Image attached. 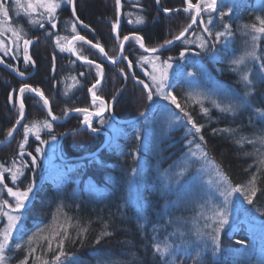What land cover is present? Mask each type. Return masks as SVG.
<instances>
[{"label": "trees", "instance_id": "trees-1", "mask_svg": "<svg viewBox=\"0 0 264 264\" xmlns=\"http://www.w3.org/2000/svg\"><path fill=\"white\" fill-rule=\"evenodd\" d=\"M121 2L123 15L119 29L120 40H117L112 30V25L116 22V0H74L75 17L70 6L63 4L58 9L55 29L46 21L44 28L30 25L28 18L21 13L22 10H19L18 14L14 0H7L11 23L23 26L27 33L26 38L33 40L29 45L28 54L35 63L25 64L23 59H20L24 64L16 68L19 71L10 72L4 65L13 62V59L0 51L3 60V63H0V140L8 138V130L13 128L19 118L18 95L24 82L44 93L58 122L50 121L47 108L37 95L25 91L22 97L20 95L25 104L24 121L13 139L0 145V164L12 167L15 161L17 166L16 161L23 159L19 157V144L24 139L23 125L32 121H50L51 131L43 129L40 137L47 140L46 138L52 139V136H55L59 146L58 153L56 150L54 154V164H48V170L29 171V167H24V175L15 184L20 189L26 188L29 183H34L35 187L33 198L28 205L30 211L20 226V235L13 236L6 253L9 257L8 264H18V261L24 258L27 254L28 237L38 229H47L53 223V216L60 222H63L65 216L70 217L74 224L78 223L88 229L79 239L76 230H71L72 239L65 244L67 259L64 264H72L73 260L76 264H264V215H261V212H264V191L257 193L252 205L243 202V197L239 194L234 197L237 212L235 210V216L231 217V225L220 232L221 251L214 255L212 240L210 237L204 239L205 232L194 228L195 224L184 215L186 211H183L182 207L185 204L192 209L201 202V194L194 192L192 182L189 181L185 185L192 165H188L187 169L177 175L179 162L183 158L181 154L186 148L185 142L193 138V142L207 153L209 162L219 165L233 186L245 184L257 170V157L245 153H253L256 149L264 151V148L258 143H245L241 146L236 140L241 136L254 139L255 136L264 134V117L256 112L257 108L264 110V72L260 68L264 63V37L258 42L257 48V55L261 59L246 62L250 66L249 78L252 81L250 95H245L247 91L242 88L240 81L246 64L233 71L236 66L232 65L231 61L242 55L245 50H250V35H244L242 26L255 23L257 15L264 16V0H218V12L227 11L228 7L233 9L224 19V23L231 25L233 36L227 40L222 39L216 44L215 50L209 46V49L204 51L197 46L198 37L209 40L210 45L212 40L203 32L198 20L187 37L189 39L195 35L193 43H176L158 52L159 56L167 59L165 56L174 58L180 49L187 50L172 88L182 107L191 114L197 125L203 126L200 133L194 132L187 118L176 107L186 121L189 132L186 133L185 125H182L168 129L164 133L168 136L164 138L162 131L153 127L141 128L143 117L160 107L153 105V100L152 104L147 100V91L142 84L132 82L123 59L114 64L106 63L96 48L83 41L77 42L76 47L81 54L100 63L103 68V78L95 89L97 95L107 102L117 119H130L124 124L113 120V126L119 127L115 134L103 129L107 119L110 123L113 122L109 112L92 122L93 127L106 130L111 138L98 153L91 155L106 141V134L92 133L83 124V113L76 112L68 119H63L72 112L71 109H95L89 88L99 79L97 69L95 65L73 58L67 51L61 52L56 46V35H65L63 26H68L67 36L73 35L70 27L75 23L80 35L102 46L108 57H117L120 42L125 35L142 36L145 46L158 47L191 23L193 14L183 11L186 7L184 0H160L159 4L156 0ZM192 2L196 3V0ZM134 4L141 8L140 14L144 17L142 24L135 23L136 17L128 13ZM164 8L179 11L164 13ZM218 12L213 13L214 22L209 26L213 33L223 31ZM202 16L207 19V13ZM143 55L147 56L134 39L126 42L124 57L131 61L139 79L142 74L138 70V61ZM191 62L206 67L210 78L204 83H209V89L220 88L242 94L239 106L234 107V113L221 112L212 104V100L217 99L209 96V101L203 100L204 107L209 110L205 115L201 112L200 105L188 98L189 94H198L182 82V69L195 75L199 73V69L193 67ZM21 72L24 75H20ZM217 102L223 105L222 102ZM151 107L152 112L149 111ZM213 129L235 131L214 133ZM201 135L204 137L203 141L200 139ZM33 138L34 135L28 136V142L24 146V153L27 154L25 157L28 158V153H32V156L40 159L43 151L41 148V152H36L39 143ZM27 161L30 163L29 159ZM191 162L196 168L199 160L193 158ZM4 175V182L11 186L10 174ZM173 180L176 187L169 189ZM258 187L264 190V174L261 175ZM183 191L189 195L190 200L187 203L180 202L179 193ZM0 199H7L5 190L0 194ZM195 199L197 201L194 205ZM218 202L217 196L210 194L209 217L212 215L213 205L218 206ZM243 209L248 219L240 217V221L249 224L241 230L237 225L239 213ZM2 226L3 223H0V228ZM104 231L111 235L104 236L99 244L95 243ZM237 241L244 243L238 244ZM16 243L22 244L23 250H14ZM157 243L171 245L169 254L164 259H161L154 249ZM43 244V241H34L32 246L37 247L36 255H41L40 245ZM197 253L200 255L197 256ZM51 255L48 254L49 259ZM29 264H32L31 258Z\"/></svg>", "mask_w": 264, "mask_h": 264}, {"label": "snow or ice", "instance_id": "snow-or-ice-1", "mask_svg": "<svg viewBox=\"0 0 264 264\" xmlns=\"http://www.w3.org/2000/svg\"><path fill=\"white\" fill-rule=\"evenodd\" d=\"M15 7L18 11H23V14L28 18V23L30 25H38L40 28L45 27V21L51 26L52 29L57 27V15L58 9L62 7L63 4L71 5L72 6V15L76 16V9L74 0H26V3H22L21 0H14ZM156 3L159 4L160 0H156ZM186 7L183 8V11L186 13H193L191 15V23L187 24L177 35H175L172 39L165 40L163 44L159 45L158 47L148 48L145 46L144 39L142 36L134 35L132 38L139 44L140 48L144 49L145 52L149 53H157L161 48L166 47L173 43L174 40L178 41L184 38V43H193V41H189L185 38V34L192 28L194 24L197 23L199 20L200 25L203 26V32L207 33L208 37L212 38L211 45L209 40L205 39L204 37H198L199 43L198 47L204 51L209 49L215 50L216 44H218L222 39L227 40L233 36V32L231 29V25L228 23H224V19L230 13H232L233 9L231 7L227 8V11H219L218 12V0H196V3H193L192 0H184ZM121 7V0H116V9H117V20L112 25L113 32L117 33V40H120L119 33L117 32V28L119 25V12ZM163 11L165 13H170L172 11H179V9H170L164 8ZM10 8L7 5V0H0V36H3L5 32H10L11 36L14 38L12 43L16 44L17 48L19 47V42L23 41L24 47V62L25 64L28 63H35L32 60L31 56L28 54L29 45L33 43L32 39H28L27 33L23 26H12L9 16ZM219 15V20L222 23L223 31H216L213 33L212 29L209 27L213 24V13H217ZM203 13H207V19L205 20L202 16ZM38 17V18H37ZM77 19H79L77 17ZM131 22V21H130ZM82 24L83 21H80ZM135 23L142 24L144 23V18L137 17ZM88 27L87 25H84ZM244 30V35H250L251 40V47L250 50H245V52L240 55L239 57L233 59L231 61L232 65L236 67L233 71L240 68L242 65H245L248 60H260L261 57L257 55V48L258 42L264 37V16L257 15L255 16V23L245 24L242 26ZM71 31L73 35L71 36H60L56 35L55 42L56 46L60 49L61 52H70L72 55L76 56L77 59L84 61L89 65H95L97 69V76L102 78L103 77V69L100 64L96 63L93 60L88 59L87 56L81 54L80 50L77 49L76 43L79 41H83L86 44L91 45L93 48L99 49V51L107 56L104 48L100 46L98 43H93L91 40H87L86 37L80 35L76 30V24L73 23L71 25ZM52 35V33H48ZM129 36L125 35L123 40L120 42V51H123L124 48V41L129 40ZM0 51L4 52V55H8L9 52L12 51L9 48L3 39H0ZM200 53H197L199 55ZM179 57L182 59L185 57V51H181L179 53ZM55 59V58H53ZM108 59L112 62H116V57H108ZM127 59V57H125ZM140 61L145 64H150L152 71L146 72L145 74L149 76L152 81V87L146 84L143 80L138 81L140 84L144 86L147 90V100L152 101L153 96L162 97L164 100L170 101L171 104L175 105L177 109L180 110L187 118L188 124L192 125V128L195 130L196 133H200L202 129V125H197L194 121L191 114L185 110V107L179 103L176 95L173 92L168 91V80H169V70L172 69L173 64L171 61L173 60L172 57H168L166 60L161 61L159 55H153L150 57L141 56ZM0 63H3V60L0 59ZM128 67H132L131 61L128 63ZM261 71L264 72V63L260 65ZM123 71V70H121ZM20 75H24V73H20ZM82 75V73H81ZM189 75H193L189 73ZM74 79V78H73ZM241 79L244 82L245 86L249 88V91L245 93V95L251 94V85L252 81L249 78L248 71H244L241 75ZM101 80L97 79L96 83H94L91 88H89V92L92 95V102L93 105H96L99 102L97 110L89 111L87 108H76L71 109V111L80 112L84 114L83 124L87 126L91 130V132L95 133L98 131L97 128L92 126V116H102L103 113L107 110V102L99 95H97L95 89L100 84ZM153 87L155 88V92H153ZM25 91L34 92L40 99L43 101V105L48 108V115L51 116L52 120H56L57 117L52 114L51 108L49 107V100L44 96V93L39 88H33L30 85H23L19 89V93L21 97L23 96ZM12 97L10 96V99ZM190 100L194 101L195 103L200 105V110L205 115L208 114V108L204 107L203 100L207 99V96H203L197 94L193 96L189 94L188 97ZM115 99V97H113ZM212 104L214 107L218 108L221 112H235V108L233 105H221L215 100H212ZM256 112L261 116L264 117V110L259 108L256 109ZM25 115V104L23 99H20L19 102V118L16 120L15 124L20 125L21 120L24 118ZM65 115H67V110L65 111ZM143 115V113H141ZM179 119V117H177ZM103 123V121H101ZM43 129H48L51 131L52 124L47 119L43 121H32L29 124L23 125L24 131V139L19 144L20 148V156L24 155V146L28 142V136L34 135L37 140L40 141L41 144L47 143V141L41 140L40 132ZM16 130L15 126L8 130V137L13 135V132ZM223 131V132H234V129H213V132ZM139 139V137H137ZM52 139L55 140L56 137L52 136ZM200 139L203 141L204 137L201 135ZM238 145L243 146L245 143L248 144H259L262 148H264V134L255 136L254 139H249L247 137L241 136L239 139L236 140ZM199 148L200 146L197 145ZM36 152H41V148L37 147ZM31 156V164H36V157L32 156V153H28ZM195 155V153H193ZM201 155L203 157H207V153L201 150ZM245 155H255L257 157L255 163L257 164L256 172L252 173L250 178L245 184H238L233 186L231 181L224 174L219 165H213L216 169V174L219 177L218 183H223L226 185V189L224 192H221L220 195L223 197L222 205L217 206L213 205L212 207V216L205 217V219L212 220L211 224H206L205 227L210 228L211 232L207 233V235L212 240L214 245V252L216 253L221 251L220 242H219V234L224 229L226 225L229 224V216L231 211V197L234 194H239L243 197V202L252 205L254 203V199L257 196V193L264 191L260 187H258V183L261 180V175L264 174V151L260 149H256L253 153H245ZM27 167V163H24L23 166L17 167L15 161H13L12 167H5L3 164H0V194L6 190L7 196L11 197L14 203H10L7 199H0V223H3V227L0 228V264H8L9 257L6 255L7 251L10 248V242L13 240V234L17 233L21 230V225L23 223L25 215L30 211L28 205L30 203L31 194L34 190V183H29L26 188L21 190L19 187L13 188L9 187L5 181V173H9L11 176L12 184H16L17 180L20 179L24 175L23 168ZM135 172V169H133ZM62 207V206H61ZM261 215H264V212H261ZM107 225H105V229ZM76 230L77 238H82L88 231L86 227L80 226L78 223L74 224L70 217L65 216L63 222H60L56 216H53V223L48 226L47 229H38L37 232L33 233L32 236L28 237L26 244L28 245L27 254L24 258L18 261V264H29V259L31 258L32 264H64L65 259H67V253L65 252V244L72 239L71 230ZM45 231L47 234H44ZM111 233L104 231L101 233L100 236L97 237L95 243L99 244L100 240L104 236H109ZM43 241L44 244L40 245L42 248L41 255H36L37 247H33L34 241ZM238 244H243L244 241H237ZM171 245L164 244L161 245L159 243L154 245V249L157 253H159L161 259H164L169 254V249ZM14 250H23V245L20 243H16L14 245ZM51 253V258H48V254ZM200 253H197L199 256ZM72 264H76V261L73 260Z\"/></svg>", "mask_w": 264, "mask_h": 264}, {"label": "rangeland", "instance_id": "rangeland-1", "mask_svg": "<svg viewBox=\"0 0 264 264\" xmlns=\"http://www.w3.org/2000/svg\"><path fill=\"white\" fill-rule=\"evenodd\" d=\"M138 1H140V0H138ZM21 2L26 3V0H21ZM139 8L140 7H138L136 4H134L133 9L130 10L128 13L131 16L134 15L136 18L141 17V16L143 17V15L140 14L141 8L140 9ZM14 11H16V10H14ZM16 12L14 14H16ZM21 13H23V12L21 11ZM116 20H117V11H116ZM56 22H57V20H56ZM9 23L12 26H16V25L11 23V18H10ZM67 28H68V26L67 27L63 26V29L65 30L64 36H67L69 33V30ZM70 29H71V27H70ZM202 29H203V26H202ZM119 32H120V30H118V33ZM114 37H116V36H114ZM194 37H195V35L191 36L188 40L192 41L194 39ZM0 39H3L5 44L9 48L12 49V51L9 52L7 57L12 58L13 61H14V58H17V57L24 58L23 41L19 42V47L17 48L16 44L12 43V40L14 38L11 36L10 32H5V34L3 36H0ZM143 53L145 55L148 54L145 52H143ZM2 54L4 55V52H2ZM101 55H102V53H101ZM119 55H120V50L117 54L115 63H117L118 61H120L123 58L122 57L121 59H118ZM123 56H124V50H123ZM161 61H163V60H161ZM171 63L173 64V67H172V69L169 70V80L167 82V84H168L167 90L173 92L172 83L174 82V79L178 75L179 69L177 68L178 67V61H175L173 59L171 61ZM198 64L199 63L191 62V65H193V67H197L199 69V73L197 75L193 74L191 71L185 72V70L182 69L183 73H181V77L184 79V80L182 79V82L187 84V88L197 92L200 95L207 96L208 98L206 100H208V101H209V96H211L214 99H217V101L222 102L223 105L231 104V105H233V107L239 106L240 98L242 97V94L239 92L237 93L235 91H228V90L225 91V90H222L220 88L209 89V83H207V84L204 83V81H207V80L209 81V78H210L209 72L203 64H200L199 66H198ZM191 65H190V67H191ZM138 70L142 74V75H140L141 79L146 84H148L150 87H152L151 79L149 78L148 75L145 74L146 72L152 71L151 65L145 64L142 61H139ZM244 71H248V73H250V66L248 64L245 65L242 73ZM189 73H192L193 75H189ZM98 78L101 79L100 77H98ZM138 81L139 80H136L135 82H138ZM240 81H241V84L243 86L242 88L245 89L246 91H249V88H247L245 86V84L241 78H240ZM152 90H153V92H155L154 87ZM153 101H154L153 105L157 104L160 108L155 110V112L153 111V113H151L152 115L148 113L149 114L148 117H147L148 114H146V116L143 117L141 124H140L141 128L144 127V123L149 122L150 120H152V118H156L155 119L156 126L160 128V131L163 129L162 133H163L164 138H166L168 136V135L167 136L164 135V133H166V131H168V129H175L178 127H182V125H185L186 128H184L185 129L184 131L186 133L190 131V129L187 126L186 121L184 120V118L180 114V112L177 111V109L175 108V105L171 104L170 101L164 100L162 97H159L156 95L153 96ZM98 104H99V102H98ZM98 104L95 105L96 110H97ZM151 104H152V101H151ZM18 109H19V107H18ZM152 109H153V107H151V109H149V111L151 110V112H152ZM177 117H179V119H177ZM106 121H110V120L107 119ZM112 121H113V119H112ZM114 124H115L114 121L111 123H105V126H108L107 127L108 130L111 131V133H113V134L117 133V131L119 130V127L115 128L113 126ZM23 135H24V133H23ZM33 139L39 143L38 147L42 148L43 152L40 156V159L36 158V164L32 165L31 164V158L32 157H30L28 155V158H26L25 155H27V154L24 153V155L22 156L23 159L19 158L16 161L17 166L21 167L20 165L27 163L28 162L27 160L29 159L30 163L28 162L29 164H27V167H29L28 168L29 171H37V170L43 171V169H45L44 170V172H45L46 170H48V164H52V165L54 164L53 158H55L54 154L56 152V148H57L56 145L58 144V142L56 139L53 140V139L46 138L47 140H45L42 138L41 140L47 141V143L41 144L40 141L37 140L36 138H33ZM193 141H194V138L189 139L185 142L186 148H185L184 152H182V154H181V157L183 156V158H182L181 162H179L177 175L180 172H183L184 169H187L188 165L189 166L192 165L193 168H192V170H190L189 176H187L185 179V182H186L185 185L189 181L192 182V185L195 189L194 192L201 194L200 195L201 196V202L195 208H192V209L183 208V211H186V213H184V212L183 213L185 216H187L189 218V220L192 223L195 224L194 228H196L198 230H203V232H205L206 237L204 239H209V236L207 235V233H209V228L205 227L206 224L212 223V220L205 219V217H209V196L212 193L215 194L217 196V198L219 199L218 206L222 205L223 197L220 195V193L224 192L227 186L224 185L222 182L218 183L219 177L216 174V169L214 168L213 164L209 162V160L207 158H205L201 155V148L200 147L198 148L196 142L194 143ZM193 153H195V155H193ZM44 154H47V156H45ZM19 157H21L20 154H19ZM193 158L199 160V163L197 166L198 169H197V167L195 168L196 165L193 166V164L191 162V160ZM23 171H24V169H23ZM177 181H178V176H177ZM199 181L201 182V184H198ZM10 183H11V187L16 188V185L14 186V185H12V182H10ZM175 187H176V182H174V180H173L169 189H175ZM21 190H23V189H21ZM33 194H34V190H33V193L31 194L30 203H31V200L33 198ZM179 195H180V199H181L180 202L181 203L189 202L190 198L186 192L183 191V192L179 193ZM236 195H238V194H234L231 197L232 203H231V211H230V216H229V224L226 225L224 227V229L228 228L231 225L230 224V222L232 221L231 217L235 216L234 213H235L236 209H235V205H234V197ZM7 200H9L10 203H14L12 198L9 196H7ZM196 201H197V199H195L194 205L196 204ZM236 212H237V210H236ZM246 221H248V220H246ZM247 223L245 222V225Z\"/></svg>", "mask_w": 264, "mask_h": 264}, {"label": "water", "instance_id": "water-1", "mask_svg": "<svg viewBox=\"0 0 264 264\" xmlns=\"http://www.w3.org/2000/svg\"><path fill=\"white\" fill-rule=\"evenodd\" d=\"M70 8H71V13H72V6L70 5ZM164 12V11H163ZM165 13V12H164ZM75 17V16H74ZM121 24H122V2H121V7H120V12H119V25H118V28H117V32H118V30H119V28H120V26H121ZM195 25L196 24H194L193 26H192V28L191 29H189V31L185 34V37L192 31V29L195 27ZM114 36H117V33L116 32H114ZM184 38H182L181 40H183ZM181 40H178V41H176V40H174L173 41V43L172 44H170V45H167L166 47H164V48H161L160 50H163V49H166V48H169V47H171V46H173L174 44H176V43H178L179 41H181ZM125 42V41H124ZM123 42V43H124ZM124 45H125V43H124ZM97 49V48H96ZM142 51H144V49H142V48H140ZM98 51H99V49H97ZM159 50V51H160ZM146 53H149V52H146ZM103 55V54H102ZM73 57H75L74 55H72ZM103 60L106 62V63H112L109 59H108V57L107 56H105V55H103ZM123 57V51L121 52L120 51V55H119V58L118 59H121ZM81 62H84V61H82V60H80ZM126 61V63H127V67H128V61L127 60H125ZM98 64H100V63H98ZM101 65V64H100ZM102 67V66H101ZM103 69V68H102ZM128 71H129V74H130V76L133 78V79H135L134 78V72H133V69H132V67L131 68H129L128 67ZM103 78V77H102ZM102 78L100 79V80H102ZM91 88V87H90ZM35 94V93H34ZM89 94H90V97L92 98V95H91V93L89 92ZM36 95V94H35ZM40 98V97H39ZM20 93H19V95H18V100L20 101ZM50 107V106H49ZM47 111H48V108H47ZM106 111H109V113L111 114V116H112V118H113V120L114 121H116V122H118V123H122V124H124V123H127L129 120H119V119H117L115 116H114V114L111 112V107L110 106H108L107 107V110ZM105 111V112H106ZM104 112V113H105ZM74 113H76L75 111H72L71 113H69L63 120H66V119H68L70 116H72ZM25 116V115H24ZM51 117V116H50ZM95 117H99V116H95ZM23 120V119H22ZM22 120H21V122H22ZM92 120V119H91ZM53 121H56V122H58L57 120H53ZM21 124V123H20ZM18 127H19V125H16L15 124V128H16V130L13 132V135L11 136V137H8L5 141H4V143H0V145H3V144H7L8 142H10L12 139H13V137H14V135H15V133H16V131H17V129H18ZM95 133H101V134H106L107 135V139H106V141H104V143L97 149V150H95L91 155H93V154H96V153H98L104 146H106L107 145V143L110 141V135H109V133L108 132H106L105 130H102V129H98V131L97 132H95Z\"/></svg>", "mask_w": 264, "mask_h": 264}, {"label": "bare ground", "instance_id": "bare-ground-1", "mask_svg": "<svg viewBox=\"0 0 264 264\" xmlns=\"http://www.w3.org/2000/svg\"><path fill=\"white\" fill-rule=\"evenodd\" d=\"M125 47V46H124ZM146 47H148V46H146ZM148 48H153L152 46H150V47H148ZM123 50H124V48H123ZM149 55H150V57L151 56H153V55H157L158 54V52L157 53H155V54H153V53H148ZM7 56V55H6ZM17 57V56H16ZM165 58H168V56H165ZM0 59H1V56H0ZM20 59H23V61H24V58H19V57H17V58H14V61L13 62H10V63H6L4 66L7 68V70L8 71H10V72H16V71H19L18 69H16L17 67H20L21 66V64L23 65L24 63L20 60ZM16 69V70H15ZM131 77V76H130ZM132 78V77H131ZM134 78L135 79H133L132 78V82L133 83H138V82H135L136 80H142L141 78L139 79V77H137L136 76V74H134ZM23 85H27V83L26 82H24V84ZM23 85H21V86H23ZM31 86V85H30ZM32 87V86H31ZM123 88H124V85H123ZM34 93V92H33ZM20 102V101H19ZM90 112L91 111H95V110H91V109H88ZM103 116V115H102ZM102 116H99V117H95V115L94 116H92L91 117V119H92V121H95V120H98L99 118H101ZM48 117H49V119H50V121H52L53 122V120H52V118L48 115ZM24 118H25V116H24ZM24 118H23V120H22V122L24 121ZM155 119L156 118H152V120H150L149 122H146V123H144V126L145 127H150V128H154V129H156L157 131H160V128L159 127H157L156 126V123H155ZM121 121L122 120H127V119H120ZM22 122H21V124H22ZM105 123H110V121H105ZM14 126H15V124H14ZM20 126V125H19ZM103 126V125H102ZM108 126H103V129H106V130H108V128H107ZM163 130V129H162ZM161 130V131H162ZM135 131V130H134ZM136 133V132H135ZM139 135H140V133H139ZM4 141H5V139H2V140H0V143H4ZM4 145V144H3ZM8 185V184H7ZM9 186V185H8ZM9 187H11V186H9ZM5 192H6V190H5ZM7 194V193H6ZM182 207L183 208H188V206L187 205H182ZM243 218V219H248L247 217H246V211L243 209V210H241V212L239 213V219H238V225H237V228H239V229H243L244 227H245V222L243 221H240V220H242L241 218ZM20 235V233L19 232H17V233H14L13 234V236H19ZM256 245H258V244H256ZM259 246H261V245H259Z\"/></svg>", "mask_w": 264, "mask_h": 264}, {"label": "flooded vegetation", "instance_id": "flooded-vegetation-1", "mask_svg": "<svg viewBox=\"0 0 264 264\" xmlns=\"http://www.w3.org/2000/svg\"><path fill=\"white\" fill-rule=\"evenodd\" d=\"M69 6V5H68ZM130 38L129 39H133L132 37L134 36V34L132 35V34H129L128 35ZM127 42V41H126ZM126 42H125V44H126ZM183 43V42H182ZM181 43V44H182ZM183 45V44H182ZM125 46V45H124ZM140 47V46H139ZM141 50V49H140ZM142 51V50H141ZM181 51H185V53L187 52V50H185V49H180V51H179V53L181 52ZM179 53L177 54V55H175L174 56V58L173 59H175V61H178V69L180 68V66H181V62L183 61V58L181 59L180 57H179ZM158 55V54H157ZM160 58L161 59H163L161 56H160ZM124 61L125 60H127L128 62L130 61L129 59H125V57L123 56V58H122ZM139 61H140V59H139ZM138 61V62H139ZM126 62V61H125ZM94 122V121H93Z\"/></svg>", "mask_w": 264, "mask_h": 264}]
</instances>
